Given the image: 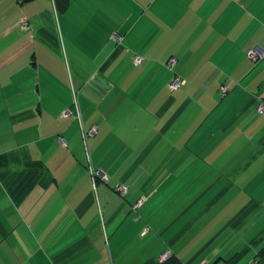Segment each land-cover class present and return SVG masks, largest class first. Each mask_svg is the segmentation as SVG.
<instances>
[{
	"label": "crops",
	"instance_id": "obj_1",
	"mask_svg": "<svg viewBox=\"0 0 264 264\" xmlns=\"http://www.w3.org/2000/svg\"><path fill=\"white\" fill-rule=\"evenodd\" d=\"M0 31V264H264V0H0Z\"/></svg>",
	"mask_w": 264,
	"mask_h": 264
},
{
	"label": "built area",
	"instance_id": "obj_2",
	"mask_svg": "<svg viewBox=\"0 0 264 264\" xmlns=\"http://www.w3.org/2000/svg\"><path fill=\"white\" fill-rule=\"evenodd\" d=\"M23 27H24V29H27V28H28L26 24H24ZM113 39H114V40H119L120 37H118L117 35H115V36H113ZM251 57H252L253 59H257V60H258V59L262 58V55H259V54H256V53H254V52H251ZM139 62H140V59H138V58L135 59V63H136V64H138ZM182 84H184V81H183V80H180V79L177 78V79H175V80L170 84V89H171L172 91L179 90L180 87L182 86ZM259 111H260L261 113H264V102L260 105V107H259ZM72 115H73V114H72V111H71V110H66V111L62 114V116H63L64 118L71 117ZM97 133H98V129H97V128L92 129L91 132H90V134H92V135L97 134ZM59 143H60L62 146L65 145V142H64L63 139H59ZM103 179H107V177H106L105 175H103ZM118 192H119L122 196H124V195L127 194V192H128V188H127V187H124V186L118 187ZM141 205H142V201H139L138 204L135 206V208L138 209ZM169 257H170V254L167 252V253H165V254L161 257V261L163 262V261L167 260Z\"/></svg>",
	"mask_w": 264,
	"mask_h": 264
},
{
	"label": "rangeland",
	"instance_id": "obj_3",
	"mask_svg": "<svg viewBox=\"0 0 264 264\" xmlns=\"http://www.w3.org/2000/svg\"><path fill=\"white\" fill-rule=\"evenodd\" d=\"M22 28L24 29L23 26H22ZM24 30H27V29H24ZM0 33L2 34V31H0ZM124 160L125 159H118V161H116V162H123ZM195 161H198V159H195ZM139 162H141V165L146 163V166H152V165L153 166H159V165H165L166 164V161H164V158H159V157H157V158H145V159L144 158H140ZM119 165H120V163H119ZM108 166H111L110 162L108 163ZM117 166H118V164L116 166H113L114 170L117 169ZM95 175L102 178L101 173L96 172ZM171 177H172V173H171ZM167 181H168V179H167Z\"/></svg>",
	"mask_w": 264,
	"mask_h": 264
},
{
	"label": "trees",
	"instance_id": "obj_4",
	"mask_svg": "<svg viewBox=\"0 0 264 264\" xmlns=\"http://www.w3.org/2000/svg\"><path fill=\"white\" fill-rule=\"evenodd\" d=\"M120 194V193H119ZM121 195V194H120ZM127 195V194H126ZM122 196V195H121ZM122 197H125L122 196ZM161 264H181V262L174 256H170L167 260L163 261Z\"/></svg>",
	"mask_w": 264,
	"mask_h": 264
}]
</instances>
